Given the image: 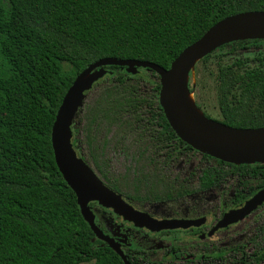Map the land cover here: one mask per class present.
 Instances as JSON below:
<instances>
[{
  "label": "trees",
  "instance_id": "1",
  "mask_svg": "<svg viewBox=\"0 0 264 264\" xmlns=\"http://www.w3.org/2000/svg\"><path fill=\"white\" fill-rule=\"evenodd\" d=\"M245 10H264V0H0V264H122L95 238L55 163L50 133L61 99L100 57L167 68L214 22ZM198 63L208 67L219 112L203 109L206 116L264 126V39L225 43ZM104 68L109 72L94 85L105 77L111 82L82 106V134L78 140L72 127V144L77 152L84 147L110 188L141 203L216 186L228 173L237 175L235 201L264 185V163L233 164L201 153L214 162L199 168L196 187L187 177L163 175L161 167L173 157L196 150L177 137L156 102L159 80L146 94L132 81L155 72ZM150 144L162 150V165L146 152ZM109 145L131 158L123 172H107Z\"/></svg>",
  "mask_w": 264,
  "mask_h": 264
},
{
  "label": "water",
  "instance_id": "2",
  "mask_svg": "<svg viewBox=\"0 0 264 264\" xmlns=\"http://www.w3.org/2000/svg\"><path fill=\"white\" fill-rule=\"evenodd\" d=\"M264 39V10H245L227 15L209 26L195 41L185 46L165 68L147 60L100 57L74 78L66 89L56 110L50 139L55 163L67 185L73 190L82 218L95 238L103 241L126 260L120 243L96 222L95 210L90 202L108 208L123 220L150 230L187 227L193 221L158 219L147 211L129 203L121 193L110 188L95 170L76 151L72 144V125L83 106L86 93L107 72L104 66L118 65L135 74L139 67L153 70L158 75V103L177 137L201 154L233 164L264 163V126L238 127L210 118L194 103L186 104V95L192 94L185 86L189 71L206 54L235 40ZM193 96V94H192ZM199 110L201 119L197 111ZM264 201V185L251 196L224 213L222 225L239 220Z\"/></svg>",
  "mask_w": 264,
  "mask_h": 264
},
{
  "label": "flooded vegetation",
  "instance_id": "3",
  "mask_svg": "<svg viewBox=\"0 0 264 264\" xmlns=\"http://www.w3.org/2000/svg\"><path fill=\"white\" fill-rule=\"evenodd\" d=\"M198 171L194 176V181L191 182L192 184H189L192 188L197 186L194 183L197 180ZM190 173L189 177L186 176L189 181L190 176L193 175ZM230 177L235 178V185L227 198L210 199L205 196L208 191L222 187V184ZM219 179L216 186L194 189L176 198L162 201L144 200L139 203L123 196L140 210H144L139 207L140 204L145 206L160 203L162 204L160 205L161 213L151 210L144 211L158 219L193 221L187 227L150 230L123 220L120 216L112 213L110 209L102 207L96 202H92V206L96 205L97 210L111 214L114 219H118V222L131 229L133 237L138 241L136 243L124 242L113 235L119 241L120 248L129 264H264V214H262V212L264 213V201L243 218L222 225L224 213L253 193L244 199L235 201L233 196L236 192L237 175L228 173L220 176ZM238 188L241 190L240 186ZM255 212L259 213L258 220L254 224L252 232H248L247 235L243 234L244 239H236L235 236L234 239L231 238L232 235L225 233ZM97 223L100 225L99 222ZM100 227L108 232L103 226L100 225ZM120 259L124 264L121 257Z\"/></svg>",
  "mask_w": 264,
  "mask_h": 264
},
{
  "label": "rangeland",
  "instance_id": "4",
  "mask_svg": "<svg viewBox=\"0 0 264 264\" xmlns=\"http://www.w3.org/2000/svg\"><path fill=\"white\" fill-rule=\"evenodd\" d=\"M140 76H142V78L132 79L133 82H136L138 84L139 92L143 94L151 93V90L153 88L152 82L158 80V75L155 73L153 74L150 71H143L140 72ZM110 82H111V78L105 77L102 79V81H99L97 84L93 85V87L86 93L83 105L86 104L91 98H93L102 88V86L107 85ZM185 86L193 94L191 99L192 104L194 101V103L199 108L201 107L200 109L202 112L204 109L209 114L218 115V110L216 108V103H215V94L213 90V79H211V76L208 73V67H204L201 63H198L197 66L195 64L193 69L189 71L187 74L185 80ZM155 100L156 102H158L157 97L155 98ZM81 108L77 112L72 125V127L75 128L76 130V136L78 140H80L82 134L80 128L82 125L83 110ZM147 114L148 113H145L144 117ZM111 131L108 133V135H110ZM79 149L80 152L78 153H82L86 157L91 167L96 171L94 164L90 162L88 156L86 155V151L84 147H79L78 150ZM146 152L154 162L158 163V166L163 164L161 162L163 155L160 154L162 150L161 151L159 150L156 153L154 146L150 144ZM103 154L106 156V160H107L106 170L111 174L123 172L124 168L132 163V160L128 155L124 154L120 149L113 148L112 145L105 147ZM213 162H214L213 159L206 161L201 158L199 152L191 151L184 154H180L177 157H173L169 161L168 165H163L161 167V173L163 175L167 174L169 177H177L178 179H181L186 176L189 177V173L192 172L193 175L190 176L189 179L191 182H193L194 176L197 173L198 169L201 166H203L205 163H213ZM234 185H235V178L230 177L222 184V187L216 190L208 191L205 194V196L210 199L227 198L232 193ZM151 205L143 206V204H140L139 207L144 208V210H151L154 211L155 213H161L160 205L162 204L154 203ZM92 207L95 210L96 220H98L100 225L103 226L109 233H111L117 238H120L124 242H128V243L138 242L137 239L133 237L131 233V229L129 227H126L123 223L118 222L117 221L118 219H114V217L111 216V214L100 212L99 210H97L96 205ZM258 214L259 213L255 212L250 216L244 218L243 220L238 222L234 227H232V229L225 231V233L232 235L231 238H234L235 236L236 239L239 238L244 239L245 238V236H243L244 233L247 235L248 232H252L253 226L258 220L257 217ZM262 214L264 213L262 212ZM80 264H94V263L93 261H88V262H82Z\"/></svg>",
  "mask_w": 264,
  "mask_h": 264
},
{
  "label": "bare ground",
  "instance_id": "5",
  "mask_svg": "<svg viewBox=\"0 0 264 264\" xmlns=\"http://www.w3.org/2000/svg\"><path fill=\"white\" fill-rule=\"evenodd\" d=\"M191 99H192V94H191L190 92H188L187 95H186V104H187L188 106H190V107H193V104H192V102H191ZM196 111H197L198 116H199L201 119H203V118L201 117V114H200L199 110H196Z\"/></svg>",
  "mask_w": 264,
  "mask_h": 264
}]
</instances>
